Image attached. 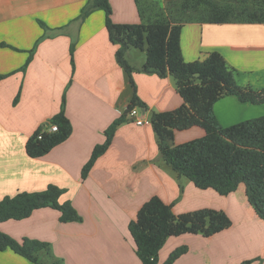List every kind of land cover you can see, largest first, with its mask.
I'll use <instances>...</instances> for the list:
<instances>
[{
    "label": "crops",
    "instance_id": "crops-1",
    "mask_svg": "<svg viewBox=\"0 0 264 264\" xmlns=\"http://www.w3.org/2000/svg\"><path fill=\"white\" fill-rule=\"evenodd\" d=\"M86 2L0 0V199L54 184L64 189L59 202L69 201L81 216L79 221L61 222L59 210L41 207L25 218L1 221L0 230L19 241L29 237L49 242L64 264H140L128 224L153 195L171 204L177 214L212 207L233 214L234 220L241 213L252 217L243 184L233 192L239 200L226 201L211 189L182 180L161 157L150 123L138 125L130 116L82 178V167L94 146L104 141V130L122 114L133 93L126 72L116 62L117 45L109 40L104 11L97 9L79 19ZM109 2L114 22L140 21L135 0ZM71 43L75 44L73 67ZM180 46L185 61L219 52L240 86L264 89V23L189 21L182 25ZM30 49L31 58L23 67ZM131 55L129 48L126 59L137 69L132 79L144 103L138 106L144 109V117L179 106L182 98L173 78L138 70L144 59ZM63 95L71 134L43 156L30 157L27 139L59 111ZM213 111L227 126L263 115L264 104L224 95ZM203 134V128L192 126L176 130L173 141L182 143ZM234 220L209 237L195 233L168 237L159 250L158 264L183 245L187 251L173 264H242L257 256L246 237L238 236ZM0 264L35 263L4 249Z\"/></svg>",
    "mask_w": 264,
    "mask_h": 264
},
{
    "label": "trees",
    "instance_id": "trees-1",
    "mask_svg": "<svg viewBox=\"0 0 264 264\" xmlns=\"http://www.w3.org/2000/svg\"><path fill=\"white\" fill-rule=\"evenodd\" d=\"M135 3L140 17L136 23L114 22L109 0H87L78 16L83 20L94 10L104 11L109 40L117 45L116 62L126 72L133 88L127 107L104 130V141L94 146L83 165L82 178L109 148L117 127L129 119V111L134 106H144L132 79V73L137 69L125 57L127 50L135 47L145 52V61L138 70L160 77L170 75L182 98V103L174 109L150 113L149 123L165 163L196 187L212 188L221 195L234 192L243 184L247 203L264 221V114L222 126L213 111L214 103L224 95H234L240 102L264 104V89L240 86L219 52L211 51L203 59L185 61L180 46L182 25L189 21L264 23V0H169L166 7H159L153 0H135ZM38 22L44 30L47 29L43 21ZM74 49L75 44L71 43L72 67ZM29 51L23 67L31 58L33 50ZM51 125H56L57 129L50 131ZM192 126L203 128L204 134L175 144V131ZM71 131L63 95L59 111L27 139V155L33 158L43 156L67 139ZM63 192V188L49 184L44 190L4 196L0 199V222L25 218L41 207L59 210L61 222L81 220L69 201L59 202ZM231 223L224 210L203 207L177 214L171 204L153 195L139 207L128 229L140 264H158L159 250L168 237L183 233L212 236L230 227ZM4 249H10L35 264H63L49 242L29 237L19 241L0 230V250ZM186 251L185 245L173 249L162 264H173ZM251 261L244 260L242 264Z\"/></svg>",
    "mask_w": 264,
    "mask_h": 264
},
{
    "label": "rangeland",
    "instance_id": "rangeland-1",
    "mask_svg": "<svg viewBox=\"0 0 264 264\" xmlns=\"http://www.w3.org/2000/svg\"><path fill=\"white\" fill-rule=\"evenodd\" d=\"M153 1L157 2L159 7H166V6L169 5V4L167 5V2L169 0H153ZM172 11H173V9H172ZM178 17L180 18L181 15H178ZM130 50L132 52L131 56L134 59H136V60L144 59V61H145V52L143 50H140V49L135 48V47H130ZM134 59H133V61H134ZM245 103H249V102H245ZM149 117H150V115L146 116V120L149 121ZM150 126H151V124H150ZM222 126H224V125H222ZM181 178H182V180H187L186 177L182 176ZM182 188H183V185L182 184L179 185V196H180V194L182 192ZM208 189H211V190L215 191L212 188H208ZM203 190H205V189H203ZM216 193L219 196H221L220 198H222V200H226V201L230 200L231 198H234V199L237 198V194H238V193H233V192H231V193H229L227 195H221L218 192H216ZM215 209H220V208H215ZM221 210H223V209H221ZM238 210H240V209H238ZM250 210H252L251 206H250ZM252 213H253L252 217L249 216V215H246L244 213H241V214L238 215V218H235V220L232 219V217H233L232 215L233 214H231V216L230 215H228V216L231 218V221H232L231 225L233 224V220H234L235 227L237 228V231H238V234H239V235L238 234L237 235L240 236L241 238L242 237L243 238L246 237V241L248 242V246L250 247L251 252L256 251V253L258 254L257 256H254L253 258H248L247 259V260L252 259V261L249 264H264V221H262L255 214V212H252ZM236 216H237V213H236V215L234 213V217H236ZM204 237H209V236H204ZM61 260L63 261L62 258H61Z\"/></svg>",
    "mask_w": 264,
    "mask_h": 264
},
{
    "label": "built area",
    "instance_id": "built-area-1",
    "mask_svg": "<svg viewBox=\"0 0 264 264\" xmlns=\"http://www.w3.org/2000/svg\"><path fill=\"white\" fill-rule=\"evenodd\" d=\"M128 116L132 117L134 122L138 125L148 123L149 121L146 120L144 117V109L138 106H134L128 113ZM57 129L56 125H51L49 130L55 131Z\"/></svg>",
    "mask_w": 264,
    "mask_h": 264
}]
</instances>
